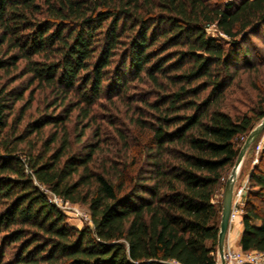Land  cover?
I'll return each instance as SVG.
<instances>
[{"label": "trees", "instance_id": "16d2710c", "mask_svg": "<svg viewBox=\"0 0 264 264\" xmlns=\"http://www.w3.org/2000/svg\"><path fill=\"white\" fill-rule=\"evenodd\" d=\"M263 28L264 0H0V264H215L217 195L264 118V95L223 102ZM249 184L240 245L264 250V144Z\"/></svg>", "mask_w": 264, "mask_h": 264}, {"label": "rangeland", "instance_id": "374dc122", "mask_svg": "<svg viewBox=\"0 0 264 264\" xmlns=\"http://www.w3.org/2000/svg\"><path fill=\"white\" fill-rule=\"evenodd\" d=\"M207 31L212 35L228 38L226 35L218 31L214 25L207 27ZM247 45L251 50L252 62L250 63H252V65L254 64V66H250V64L241 65L238 72L236 73L234 81L226 89L227 95L223 102L224 108L233 114L237 111H245L248 109V107L254 105L253 102H249V100H247L248 96L255 102L264 95V28L260 31L258 36H251ZM27 93L28 92H26V95ZM39 98H41L40 95ZM21 103L22 102H18L16 107H18ZM35 108L36 101L28 110L21 127H23L29 120V113L35 110ZM69 126L72 130V136L75 138L76 129L73 127V121L69 123ZM50 127L51 126H47L45 128L46 134L50 131ZM224 187L225 184L222 186V188H220L217 195V199L221 201L223 198ZM62 210L67 215L68 221L71 224L77 227L92 225L90 213L85 205L69 202L68 205H64L62 207Z\"/></svg>", "mask_w": 264, "mask_h": 264}, {"label": "built area", "instance_id": "2783aa9c", "mask_svg": "<svg viewBox=\"0 0 264 264\" xmlns=\"http://www.w3.org/2000/svg\"><path fill=\"white\" fill-rule=\"evenodd\" d=\"M264 144V132L261 134V138L255 147V157L253 162L258 161V153ZM45 189V188H44ZM49 199L59 206L61 209L64 205H68L70 201L64 200L57 194L47 190ZM245 188L243 186L237 188L234 192V199L232 204V210L230 214V228L237 225L241 221V215L243 213ZM65 203V204H64ZM225 264H264V250H248L245 251L242 248L234 249L226 246L225 248ZM215 264H222L220 256L218 254Z\"/></svg>", "mask_w": 264, "mask_h": 264}, {"label": "water", "instance_id": "95a60500", "mask_svg": "<svg viewBox=\"0 0 264 264\" xmlns=\"http://www.w3.org/2000/svg\"><path fill=\"white\" fill-rule=\"evenodd\" d=\"M264 132V118L261 122L256 125L249 135L246 137L241 150L237 156V159L231 169V172L226 179L223 198H222V212L220 221V230L218 235V254L221 259V263L225 264V248H226V237L230 228V214L232 210V204L234 199V192L236 181L238 177V170L241 162L249 150L250 146L256 141V139Z\"/></svg>", "mask_w": 264, "mask_h": 264}, {"label": "crops", "instance_id": "0c3cea01", "mask_svg": "<svg viewBox=\"0 0 264 264\" xmlns=\"http://www.w3.org/2000/svg\"><path fill=\"white\" fill-rule=\"evenodd\" d=\"M251 153L248 151L246 152L241 165L238 170V177L236 181L235 190L241 186L245 188L244 197L246 196L247 190L250 187L249 184V175L251 173V170L254 166L253 158ZM257 224L260 223L259 220L256 221ZM243 232V224H242V215H241V221L237 225L231 227L229 229L227 237H226V246H229L230 248L239 249L241 248L240 245V239Z\"/></svg>", "mask_w": 264, "mask_h": 264}]
</instances>
